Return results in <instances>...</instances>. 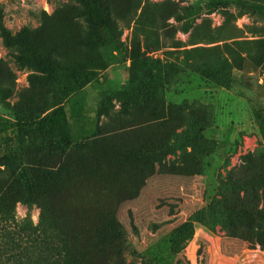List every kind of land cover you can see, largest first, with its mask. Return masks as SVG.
Instances as JSON below:
<instances>
[{"label": "rangeland", "instance_id": "374dc122", "mask_svg": "<svg viewBox=\"0 0 264 264\" xmlns=\"http://www.w3.org/2000/svg\"><path fill=\"white\" fill-rule=\"evenodd\" d=\"M90 4L109 34L77 0H0V264L51 255L17 231L50 214L79 264H264V0Z\"/></svg>", "mask_w": 264, "mask_h": 264}, {"label": "trees", "instance_id": "16d2710c", "mask_svg": "<svg viewBox=\"0 0 264 264\" xmlns=\"http://www.w3.org/2000/svg\"><path fill=\"white\" fill-rule=\"evenodd\" d=\"M81 4H83L86 7V18L88 24L96 30H101L102 32L109 34L110 32V24L109 21L101 15L99 12H97L90 4V0H77ZM8 43L16 44L20 48L23 49H29L31 51V58L36 62L38 68L45 74V79L47 81H52L54 79L55 74L58 72V69L55 65L50 63L47 60L41 59L33 48H31L27 43L26 38V30H23L22 33L18 36V38H9L6 37ZM221 69L222 73L220 74L222 78H227L226 75H224L225 72V66L222 64L220 65L219 70ZM198 77L202 80L208 81V82H216L221 79L218 72H214L210 69H204L196 73ZM222 80V79H221ZM59 114H55L56 119H58L59 115H61V112L58 111ZM55 119V120H56ZM60 124V122H59ZM23 183L25 187H23L24 193L26 195L27 199L31 198V189L28 187L26 180L22 176ZM52 189L48 190L46 192L49 196H62V197H68L73 198L71 193H67L66 191H63L62 189ZM99 207H102V205H99ZM41 211V215H45L43 207H39ZM51 215V214H50ZM50 215L48 218L44 219V225L40 228V231L37 230L39 228H33L30 225L23 223V226L20 228H17V231L21 230L22 232H26L27 236L31 234V236H34L32 241L38 240V238L33 235L35 232H49L53 236V241L50 244H41L43 246H47L51 251V255L47 254L46 257H42L38 253L30 252L29 255H24V264H79V262L76 260L75 256L71 253L69 247H68V235L69 230H67V226H69L66 221H55L54 219L50 218ZM107 215V214H106ZM66 220V219H65ZM106 221H103L99 231L97 234H104L109 232L111 227V218L110 215H108V218L105 219ZM70 222V230H71V236L75 235L77 236L79 233L77 231L78 229V223L76 224L77 220L73 219V221L69 220ZM16 226V225H14ZM3 232H11L14 231V227H9L2 229ZM74 236V237H75ZM35 239V240H34ZM39 247V246H37ZM37 252L39 248H37ZM28 253V252H27Z\"/></svg>", "mask_w": 264, "mask_h": 264}]
</instances>
